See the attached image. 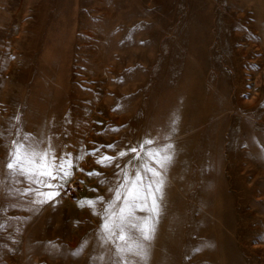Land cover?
I'll use <instances>...</instances> for the list:
<instances>
[{"label":"rangeland","instance_id":"obj_1","mask_svg":"<svg viewBox=\"0 0 264 264\" xmlns=\"http://www.w3.org/2000/svg\"><path fill=\"white\" fill-rule=\"evenodd\" d=\"M28 134L72 153L56 203L9 175ZM145 139L173 159L147 258H127L264 264V0H0V264L121 260L106 205L80 201L120 182L100 153Z\"/></svg>","mask_w":264,"mask_h":264},{"label":"snow or ice","instance_id":"obj_2","mask_svg":"<svg viewBox=\"0 0 264 264\" xmlns=\"http://www.w3.org/2000/svg\"><path fill=\"white\" fill-rule=\"evenodd\" d=\"M29 135L25 136L23 142L16 140L11 142L12 148L6 164L9 175L13 179L23 176L29 185L38 186H29L25 189V192L35 194V204L56 203L69 178L73 176L72 153L64 152L57 157L51 145L47 148H38L28 143ZM146 145L149 147L146 148ZM152 145V139H145L134 146L118 150L115 156L107 152L100 153L96 162L104 167L114 165L117 170L116 179L120 182L109 189L108 199L98 195L80 201L82 205L86 203L93 210L98 204L106 205L103 209L100 239L105 243L112 241L116 244V239L121 242L116 244V254L122 259L116 261V264H136L135 260L130 261L127 258V253L146 259L148 255L146 241L153 239L155 221L159 218L163 197V171L173 159L174 146L165 144L157 148ZM106 147L116 149L118 146L110 143ZM99 152V148L91 150L94 156ZM129 154H132V157L128 159L127 165L122 167L121 158L129 157ZM133 158L136 160L135 164ZM87 174L98 177L103 175L96 169ZM138 210L148 215L138 216Z\"/></svg>","mask_w":264,"mask_h":264}]
</instances>
